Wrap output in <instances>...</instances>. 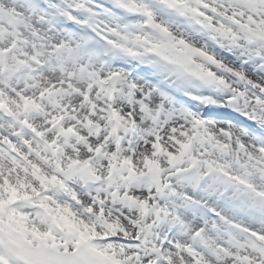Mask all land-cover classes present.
<instances>
[{
    "label": "snow or ice",
    "instance_id": "1",
    "mask_svg": "<svg viewBox=\"0 0 264 264\" xmlns=\"http://www.w3.org/2000/svg\"><path fill=\"white\" fill-rule=\"evenodd\" d=\"M0 264H264V0H0Z\"/></svg>",
    "mask_w": 264,
    "mask_h": 264
}]
</instances>
